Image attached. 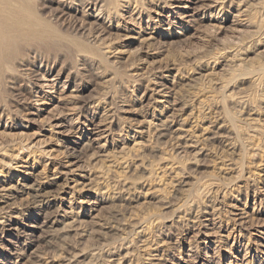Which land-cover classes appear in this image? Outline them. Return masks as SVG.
Segmentation results:
<instances>
[{
    "label": "bare ground",
    "instance_id": "1",
    "mask_svg": "<svg viewBox=\"0 0 264 264\" xmlns=\"http://www.w3.org/2000/svg\"><path fill=\"white\" fill-rule=\"evenodd\" d=\"M263 117L264 0H0V264H36L41 246L42 264H131L129 234L144 264H166L163 214L199 209L187 247L207 251L228 238L214 216L246 158L264 180ZM140 198L164 210L131 211Z\"/></svg>",
    "mask_w": 264,
    "mask_h": 264
},
{
    "label": "rangeland",
    "instance_id": "2",
    "mask_svg": "<svg viewBox=\"0 0 264 264\" xmlns=\"http://www.w3.org/2000/svg\"><path fill=\"white\" fill-rule=\"evenodd\" d=\"M177 30V29H176ZM208 36H209V34H208ZM228 37V39H229V36H227ZM176 38H181V34H176ZM209 38H211L212 39V37L210 36ZM209 38H208V40L206 39V40H202V41H196L197 43L195 44V41H193V43L192 42H189V43H181V45L180 46H182L181 48L179 47L177 50H179V49H181V52H179L178 51V54L179 53H181V55H183V52L184 51H186V52H184V55L187 57V56H189V55H191L192 53H194V52H197V50L196 51H194L193 52V50H195V49H197L198 48V50H200L201 48V46L203 47L202 49L204 50L205 49V47L204 46H208V44H209V41L211 40H209ZM207 41V42H206ZM200 42H201V44H200ZM206 42V43H205ZM190 43H192V45L193 46H191L190 45ZM186 44V46H184L183 47V45H185ZM187 44H188V46L190 45V47L192 48H190V47H188L187 46ZM203 44H205V45H203ZM196 45V46H195ZM197 45H199V46H197ZM201 45V46H200ZM188 47V48H187ZM197 47V48H196ZM187 48V49H186ZM195 48V49H194ZM190 50H192V52H190ZM189 51V52H188ZM83 71H84V69H83ZM86 72V74H85V81H84V86L85 85H88L89 86V84L91 85V83H93V81H94V76H93V74L88 70V71H85ZM89 72V73H88ZM88 73V74H87ZM171 73H174V71H170V73L169 74H171ZM91 74V75H90ZM89 77V78H88ZM87 78V79H86ZM89 80V81H88ZM90 80H91V82H90ZM93 80V81H92ZM130 87V88H129ZM128 87V90L127 91H125L126 92V94L127 95H129V97L131 98V95H133L134 93L135 94H138V95H140L143 91H144V87L142 86V88H141V86L140 87H138V88H136L137 86H135V87H133V85L132 86H129ZM132 90V92H131V90ZM137 92H136V91ZM135 91V92H134ZM142 91V92H141ZM84 93H85V91H84ZM129 93V94H128ZM131 94V95H130ZM6 99H7V97H5ZM24 116H26V115H24L23 114V116L21 117L20 116V119H18V121H16V122H19V123H21L22 121H21V119H25L24 118ZM263 120L262 121H260V124H261V122H262V126L264 125L263 123H264V117L262 118ZM23 124H25L24 122H22ZM30 132V131H29ZM1 137H0V143H1ZM248 159V160H247ZM254 160H256V161H254ZM249 159V158H246L245 159V161H244V165H243V170H242V174L243 175H240L241 177H239L238 178V180H239V182H238V180L237 179H235V182H234V180H233V182H232V184L229 186V192L232 194H230L229 193V195L230 196H228V198H227V200H228V204L230 205H232L231 207L230 206H222L221 207V209H220V214L219 215H215L214 216V229H213V231H214V233L215 232H217V233H215L216 235L217 234H219V235H222V233H226L227 232V234H228V238H222V239H220V241H218V243H217V245H211V246H209L210 248H208L209 249V251H208V249H207V251H205L204 249H202V247H199L197 250L196 249H193V250H189V247H187L188 245L187 244H189L188 242L190 241H192L193 240V236H194V234L195 233H198L199 231H202V230H204V221H202V219H204L203 218V215L206 213H204V210L202 209H199V211H198V213H197V216H196V218L195 219H197V220H195V222H194V220H192V222L191 221H184L183 222V220H178L177 218H176V215H173V214H169V212H167L166 214H163V217H162V220L163 219H166L167 221H163V222H165L163 225H162V227H160L159 229H158V231H153V233H159L160 234V237H162L163 239H165L166 241H167V243H168V241L170 242V244L171 245H173V246H175L177 249L175 250V249H171V248H166V249H163L162 250V252L164 253V254H162V252H161V254H162V256H161V258L163 259V261L162 262H164V263H166V264H172V263H174V261L176 260V259H178L177 257H178V255L180 256V253L178 252V249H179V251L180 252H183V251H185V252H187L188 254H190L189 256H190V262L191 263H194L195 261L197 262V260L196 259H198L199 258V256H202L203 254L205 255V252H207V253H209V254H211V255H214L213 257H214V264H221V261L223 260V259H232L231 257H230V255L231 254H234L238 259H241V261L239 262V264L241 263V264H250V262H251V260H252V258L253 257H258V261H257V264H264V254L262 253V247H261V245H262V242H261V239H259V236L261 235L260 233H259V231H263L264 232V180H263V177H261L260 178V175H261V173H260V171H259V168H260V165L259 166H257L258 164H255V163H259V159L256 157L255 159ZM258 160V161H257ZM250 161H252V162H254V164L252 163V162H250ZM246 164V165H245ZM248 164H250V165H248ZM260 164V163H259ZM247 168V169H246ZM255 168V169H254ZM258 168V169H257ZM244 169L246 170V171H244ZM251 169V170H250ZM257 169V170H256ZM254 175V176H257V177H259V178H257L258 180H256L255 182H249L248 180V177H246V174H248V173H246V172H249V171ZM252 170H253V172H252ZM245 172V173H244ZM257 172V173H256ZM260 173V174H259ZM242 177H243V179H242ZM247 179V180H246ZM261 179V181H259ZM246 180V181H245ZM242 181V182H241ZM244 182H246V183H244ZM255 183H256V185H255ZM238 184V185H237ZM248 184V185H247ZM251 184V185H250ZM240 185V186H239ZM253 185V186H252ZM232 186V187H231ZM235 186H236V188H235ZM240 187V188H239ZM243 187H245V188H243ZM248 187V188H247ZM254 187H255V189H254ZM256 187H257V189H256ZM259 187V188H258ZM234 188V189H233ZM246 188H247V191H245L246 190ZM232 191V192H231ZM253 191H254V193H253ZM232 198V199H231ZM231 199V200H230ZM142 200H143V202L144 201H146V200H144V199H142V198H140L139 200H137L136 202H134V203H132V205H133V207L131 208V211H133V212H135V211H139L140 210V207L141 208H143V209H146V210H155V211H162V209H161V207H159L158 205H156L155 203H154V201H152V200H147V202H144V206H142L143 205V202H142ZM263 201V202H262ZM140 202H142V203H140ZM153 202V203H152ZM139 204V208H138V204ZM146 203V204H145ZM152 204V205H154V206H152V205H150V204ZM137 204V205H136ZM148 204V205H147ZM237 205V206H236ZM136 208H135V207ZM147 206V207H146ZM158 206V207H157ZM154 207H157L158 209H154ZM228 207H229V209H228ZM149 208V209H148ZM223 208V209H222ZM227 209V212H226V209ZM231 208V209H230ZM236 208V209H235ZM134 209H135V211H134ZM242 209H243V212L244 213H242L241 211H242ZM164 210V209H163ZM166 211V210H165ZM231 213H230V212ZM229 212V213H228ZM227 213V214H226ZM237 213H239L238 215H237ZM241 213V214H240ZM167 214H169V215H167ZM198 214L200 215L199 216V218H198ZM203 214V215H202ZM222 214H223V216H222ZM225 214V215H224ZM231 214V215H230ZM233 214V215H232ZM171 215H172V217H171ZM220 215H221V218H220ZM244 215V216H243ZM169 216L171 217L170 219H168L169 218ZM174 216V217H173ZM216 216H218L217 218H216ZM233 216V217H232ZM237 216V217H236ZM244 217L243 219L241 218H238V217ZM224 218V219H223ZM234 218V219H233ZM173 219V220H172ZM199 219V220H198ZM228 219V220H227ZM237 219V220H236ZM169 220H170V222H172V223H170L169 222ZM178 220V221H177ZM218 220V221H217ZM240 220V221H239ZM245 220V221H244ZM242 221V222H241ZM183 222V223H182ZM191 224H190V223ZM201 222V223H200ZM241 222V223H240ZM187 223V224H186ZM189 223V224H188ZM199 223V224H198ZM166 224V225H165ZM194 224V225H193ZM165 225V226H164ZM170 225V226H169ZM184 225V226H183ZM188 225V226H187ZM201 225V226H200ZM249 225V226H248ZM191 227V228H190ZM164 228V230H162ZM195 228V229H194ZM201 228V229H200ZM233 228V229H232ZM198 229H199V231H198ZM160 230V231H159ZM197 231V232H196ZM176 232V233H175ZM151 233V232H150ZM162 234V235H161ZM165 234V235H164ZM131 235L132 234H129L128 235V238L129 239H131V240H133L132 241V243H130V245L128 246V249L129 250H132L133 249V251H130V253L128 252V254H127V261L129 262V263H131V261H132V263L131 264H135L136 263V261H137V263L136 264H144V261H142L143 260V258H142V252H141V248H140V246L138 245L139 243H137V242H134L135 241V236H134V238H133V236L131 237ZM196 235V234H195ZM165 236H166V238H165ZM190 236H192V237H190ZM91 237L93 238V240L91 239ZM73 238V237H72ZM97 237L96 236H90L89 237V240H87L88 238H86V240H87V242H86V240L84 239L83 240V244L82 245H88V246H86L85 248H88V249H91L92 247H95L96 246V244L94 243L95 241H96V243H97V239H96ZM192 240H191V239ZM114 240L112 241V238L110 239V243L111 244H113V243H117V242H120V239H115V238H113ZM169 239V240H168ZM92 240V241H91ZM116 240V241H115ZM175 240H177V241H175ZM187 240V241H186ZM93 242L94 244H92V243H88V242ZM68 242V241H67ZM86 242V243H85ZM173 242V243H172ZM187 242V243H186ZM134 243V244H133ZM261 243V244H260ZM42 245H44V244H42ZM90 245H92L91 247H89ZM137 247V245H138V247H139V250H138V247H137V249H136V247ZM133 247V248H131V247ZM183 246V247H182ZM53 247H55L56 248V246H53ZM52 247V248H53ZM215 247V248H214ZM54 248V249H55ZM134 248H135V250H134ZM214 248V249H213ZM43 249V250H42ZM186 249V250H185ZM165 250H168L167 252L165 251ZM200 250V251H199ZM41 257H40V259L38 260V261H34L36 264H42V262L44 261V259L46 258V255L48 256V252H49V250H46L45 251V248L44 247H42L41 246ZM139 251V252H138ZM172 251V252H171ZM135 253V254H132V253ZM178 252V253H177ZM231 254H230V253ZM166 253V254H165ZM194 253V254H193ZM45 254V255H44ZM130 254V255H129ZM175 254V255H174ZM44 255V256H43ZM129 255V256H128ZM166 255V256H165ZM168 255V256H167ZM132 256V257H131ZM45 257V258H44ZM131 257V258H130ZM165 257H166V259H165ZM243 257H245V258H243ZM132 258H133V260H132ZM136 260H135V259ZM138 258H139V260H138ZM167 259H169V260H167ZM172 259V260H171ZM102 260H104V261H102ZM135 260V261H134ZM139 261H141V262H139ZM39 262V263H38ZM153 262H155L154 260H153ZM152 262V263H153ZM34 264L33 263V260H32V262H31V260H29V261H27L26 262V264ZM106 264V259H99V264ZM120 264H123L122 262H120ZM154 264H160V262H155Z\"/></svg>",
    "mask_w": 264,
    "mask_h": 264
}]
</instances>
